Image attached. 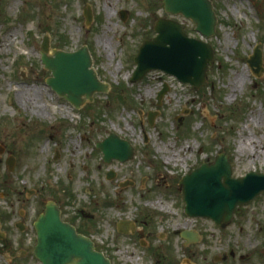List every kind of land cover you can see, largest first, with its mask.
Instances as JSON below:
<instances>
[{"label":"rangeland","instance_id":"374dc122","mask_svg":"<svg viewBox=\"0 0 264 264\" xmlns=\"http://www.w3.org/2000/svg\"><path fill=\"white\" fill-rule=\"evenodd\" d=\"M211 1L218 23L209 39L192 21L168 14L164 0L1 1L0 212L12 219L4 227L7 243L0 240V264H41L34 256V195L43 193L42 200L62 201L71 210L68 189L75 191L76 226L115 264L157 262L139 244L124 249L116 228L124 218L147 215L168 239L154 248L175 264L188 257L194 264H264V193L240 207L225 230L184 212L183 177L220 154L229 157L236 179L264 174V73L258 78L249 65L259 47L264 69V0ZM163 18L214 48L215 63L200 89L159 70L130 83L140 47L157 36L154 28ZM46 38L51 57L87 47L109 92L97 93L80 110L56 95L46 84L52 74L41 62ZM113 133L135 147L133 161L103 162L97 144ZM10 157L16 159L13 172ZM110 172L116 178L108 181ZM125 180L135 186L121 189ZM16 223L27 229L21 233ZM177 230L196 231L201 241L184 247L173 236Z\"/></svg>","mask_w":264,"mask_h":264},{"label":"water","instance_id":"95a60500","mask_svg":"<svg viewBox=\"0 0 264 264\" xmlns=\"http://www.w3.org/2000/svg\"><path fill=\"white\" fill-rule=\"evenodd\" d=\"M164 5L168 14L191 20L203 37L215 35L218 17L211 0H164ZM85 16L90 25L91 12L86 11ZM154 30L157 36L146 41L135 58L137 67L131 82H141L147 74L159 70L176 77L183 84L196 89L203 87L209 69L215 63L212 45L189 37L185 27L173 19H159ZM41 50L42 64L52 74L47 80L48 86L76 109L93 102L97 93L109 92L110 86L101 82L93 68V59L87 47L74 53L54 51L51 57L49 40L46 38ZM249 65L258 77L264 73L263 53L258 47ZM167 92L166 87L159 94V105ZM155 116V113L149 116L151 125ZM97 147L102 151L106 164L113 161L125 164L135 156L132 144L115 133ZM15 164L16 160L9 158L7 165L10 171L14 170ZM108 177L111 180L114 175ZM180 187L184 194L185 212L189 217L211 220L225 229L232 223L238 208L250 204L264 193V174L252 172L236 179L229 157L221 154L215 163H205L183 177ZM35 228L38 240L34 254L42 264H112L96 250L91 239L78 234L73 226L62 221L60 210L54 203L48 204ZM182 237L189 242L199 240V235L192 231H185Z\"/></svg>","mask_w":264,"mask_h":264},{"label":"flooded vegetation","instance_id":"af4514ba","mask_svg":"<svg viewBox=\"0 0 264 264\" xmlns=\"http://www.w3.org/2000/svg\"><path fill=\"white\" fill-rule=\"evenodd\" d=\"M2 150V148H1ZM4 153L5 150L3 149ZM1 162V161H0ZM125 183L128 184V186L134 187L135 186V182L130 181V180H125ZM123 183V184H125ZM122 184V183H120ZM122 189V186L120 187ZM68 194L71 195L72 199H71V210H66L68 205L64 204V202L62 201H58L55 199L52 200H42L41 198H43V193L40 195H34L37 196L39 199H37L38 201L36 202V211L38 212V216L41 214H44L46 211V208L48 206L49 203H54L60 210L61 213V218L64 222L70 224L71 226H73L74 228H76L78 233H81L83 235H86L87 233H85L84 230H81L80 228H78L76 226V220H75V196H73V194L75 193V191L72 189V191L70 189H68ZM32 194V193H30ZM31 197V195H30ZM14 205L11 206V208ZM20 214V218L24 219L26 218L27 213L26 212H21ZM151 216V215H150ZM12 216L8 215V213H3L0 212V221H1V232L5 235L6 237V232H5V225L9 224V221H11ZM36 222V221H35ZM157 223L155 222V217L151 216L149 217V215H147V217L142 220V219H128V218H124L122 220H120L117 224H116V228H117V232L119 233V230H121L124 234L120 235L123 238V243H122V247L124 249L130 250V249H134L135 244H139L141 249H146L147 251L149 250V252L152 253V256L155 257V259H157V262L155 264H175L174 262H172V259L170 257H167L165 255L160 254V250L159 249H155L157 248L156 243H163L165 241H167L168 239L166 235H164L163 233H158L156 231V225ZM15 226L18 228V230L22 233L27 229V225L22 224V223H16ZM34 231L36 232V228H35V223L33 226ZM127 232V233H126ZM183 231H175V233H173V236H178L183 240V246L187 247L189 246V242L185 239H183L182 236ZM200 234V233H199ZM201 236V234H200ZM7 243V242H6ZM191 245V244H190ZM155 246V248H154ZM107 253V252H106ZM107 255L109 256V254L107 253ZM135 255V254H134ZM234 253L232 252L231 257H234ZM10 258V257H9ZM11 259V258H10ZM243 259V257L241 258ZM227 258H225L223 261H226ZM186 262V263H184ZM180 264H194L192 262V257H188V259H186V261H182V263Z\"/></svg>","mask_w":264,"mask_h":264},{"label":"bare ground","instance_id":"6f19581e","mask_svg":"<svg viewBox=\"0 0 264 264\" xmlns=\"http://www.w3.org/2000/svg\"><path fill=\"white\" fill-rule=\"evenodd\" d=\"M242 144V148H243V146H245L243 143H241Z\"/></svg>","mask_w":264,"mask_h":264}]
</instances>
